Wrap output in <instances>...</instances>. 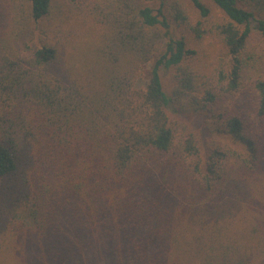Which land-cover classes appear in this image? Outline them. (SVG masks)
I'll return each instance as SVG.
<instances>
[{
	"label": "trees",
	"instance_id": "1",
	"mask_svg": "<svg viewBox=\"0 0 264 264\" xmlns=\"http://www.w3.org/2000/svg\"><path fill=\"white\" fill-rule=\"evenodd\" d=\"M189 1L0 0L15 264H264V0Z\"/></svg>",
	"mask_w": 264,
	"mask_h": 264
},
{
	"label": "rangeland",
	"instance_id": "2",
	"mask_svg": "<svg viewBox=\"0 0 264 264\" xmlns=\"http://www.w3.org/2000/svg\"><path fill=\"white\" fill-rule=\"evenodd\" d=\"M83 1L88 2L89 0H83ZM181 1L185 2V5L187 6V8L189 10V13L191 15L192 20L196 22L198 20L199 15L197 14V11L193 8L192 3L189 0H181ZM202 2L209 9L212 19L216 20V19H220L222 17L221 12L215 7V5L211 2V0H202ZM147 5H149L152 8H155V9L158 7V3H149ZM207 41L208 40H205L203 42V46H201V47H204L206 45ZM251 44L254 46H257L259 48H264V43L261 41L259 36H257L255 33L251 37ZM189 48L196 49V45L193 43H190ZM212 50L213 51L217 50V46L214 47ZM148 72H149V66L144 68L141 71L142 78H146ZM161 77H162L165 85L168 86V84L171 83L172 78H171V75L169 72H167L165 70H161ZM1 260H3V261H1ZM0 264H15V262L10 260L9 258H7L5 256L3 250H0Z\"/></svg>",
	"mask_w": 264,
	"mask_h": 264
}]
</instances>
